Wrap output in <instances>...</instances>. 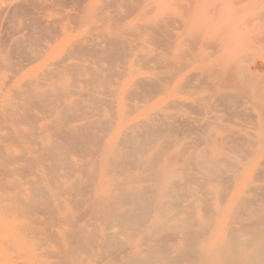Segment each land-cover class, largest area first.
<instances>
[{
  "label": "bare ground",
  "instance_id": "obj_1",
  "mask_svg": "<svg viewBox=\"0 0 264 264\" xmlns=\"http://www.w3.org/2000/svg\"><path fill=\"white\" fill-rule=\"evenodd\" d=\"M1 1L2 25L16 17L29 22L12 31L4 24L6 36L0 32V60L27 69L2 111L10 126H28L1 137L13 148L27 146L18 145L16 156L0 149V186L9 192L21 178L4 177L14 173L28 180L22 175L26 189L11 194L12 207L0 212V234L8 232V211L25 218L17 232L43 249V264H264V0L208 1L207 10L202 0H172L152 13L137 9L141 0ZM52 15L69 20L67 31L73 23L89 34L65 38ZM104 20L109 28L101 32ZM191 23L197 25L189 31ZM19 28L39 31L13 39ZM39 38L63 56L41 61L34 75L30 65L40 56L24 46ZM143 43L164 54L142 55ZM71 59L79 64L64 63ZM106 92L125 117L113 116ZM130 98L138 101L133 109ZM179 107L181 114H167ZM218 115H227L226 123L246 117L241 123L249 127H241L243 135L232 124L222 130ZM239 141L247 150L239 151ZM207 143L219 150L200 148Z\"/></svg>",
  "mask_w": 264,
  "mask_h": 264
},
{
  "label": "rangeland",
  "instance_id": "obj_2",
  "mask_svg": "<svg viewBox=\"0 0 264 264\" xmlns=\"http://www.w3.org/2000/svg\"><path fill=\"white\" fill-rule=\"evenodd\" d=\"M3 1H5V0H3ZM151 1V2H150ZM178 1H180L181 3H185V2H189V0H176V4H178V5H180L179 3H177ZM190 1H192L191 3L193 4V0H190ZM195 1V0H194ZM203 1V4H204V9H208L209 7H211V6H208V5H210V2L211 1H213V2H219V3H221V2H225V3H229V2H232L233 0H219V1H217V0H202ZM208 1H210L209 2V4H208ZM237 1V0H236ZM239 1H241V0H239ZM1 0H0V8L2 9L3 7H1V5L2 6H4V8L3 9H6V5L7 4H5V2H2L3 4H5V5H3V4H1ZM171 2H173L172 0H141V5H139L140 4V1H139V4H138V6L139 7H137V9H139V11H142V10H145L146 8H147V10L148 9H151V13L152 12H154V11H156L157 10V8L158 7H160V8H162L163 10H167L168 8H170V7H172V6H174L175 5V3H172V5H170L171 4ZM175 2V1H174ZM242 2V4H244L245 3V1H241ZM7 3V2H6ZM148 3H150L149 5H148ZM155 4V5H154ZM213 4V3H212ZM211 4V5H212ZM152 5H154V7H153V10H152ZM190 5V4H189ZM239 5H241V4H239ZM145 6V7H144ZM177 6V5H176ZM207 6V7H206ZM141 7V8H140ZM145 9H144V8ZM151 7V8H150ZM190 7H192V5H190ZM234 7H238V5H234ZM1 9H0V11H1ZM61 10H63V11H65V12H69L70 10L68 9V8H61ZM112 10V9H111ZM210 10V9H209ZM213 11H214V9H212ZM110 11V9H108L107 11H104V12H106V13H108ZM113 11V10H112ZM111 11V12H112ZM150 11V10H149ZM213 11H211V13L212 14H210V16H211V18H213L214 16H213V13H215V12H213ZM2 12V11H1ZM0 12V13H1ZM36 12L37 11H34V14H36ZM150 13V14H151ZM33 14V15H34ZM53 14V13H52ZM201 14L203 15V17L207 14L208 16L207 17H209V11H205V10H203L202 12H201ZM202 15H200V16H202ZM214 15H216V13L214 14ZM35 16H38L37 14L36 15H34V17ZM54 16L56 17V14H54ZM54 16L52 15L51 16V18L52 19H55L54 18ZM198 17H199V15H198ZM37 18H39V17H37ZM51 18H49L48 19V22L50 21V20H52ZM178 18H182V15L180 14L179 16H178ZM195 19H197V18H195ZM0 20H2V15L0 14ZM12 21H10V20H8L7 19V22L9 23V24H7L6 22L4 23V24H7V25H10L11 26V23H12V28L10 29L7 25V27L6 28H9V30L10 31H12L13 30V28H14V26L13 25H15V27H16V24H17V27H18V25H21L22 23H25V24H28V20H25V19H23L24 21H22L21 19H20V17H16V18H14V21H13V19H11ZM20 21H22V23L20 22ZM57 20L55 19V22H56ZM69 21V20H68ZM68 21H67V19H66V21L65 20H59V21H57L56 23H58L57 25H54L55 24V22H54V20H52V22H54V23H52L51 22V24H53L55 27L57 26V28L55 29V31H58L59 29V31L60 32H63L64 34H65V38H68V39H70V40H75V39H79V38H83V37H85V36H87L88 34H87V31H88V28H86V27H83V26H78V24H77V26H72L73 25V23H71V19H70V22H69V24H70V28H69V30L67 31V29H68V27L66 26V22L68 23ZM104 21L106 22V24L104 23ZM103 21V23H101L100 21H98V23H99V25H101L100 26V30H101V32H106L107 30H108V22L109 21H106V20H104ZM17 22V23H16ZM48 23V22H46V21H42V20H40L39 19V22L38 23H40V24H42V23ZM2 22L0 21V24H1ZM20 23V24H19ZM3 24V25H4ZM50 24V23H49ZM69 24H67V25H69ZM2 25V24H1ZM0 25V28L1 27H3V28H1V30H0V32L2 33L3 31V29H5L6 30V28H4V26L2 25L1 26ZM75 25V24H74ZM82 25V24H81ZM195 25H197V23H191L190 24V29H189V31L190 30H192V29H194L196 26ZM66 26V27H65ZM71 26L74 28H72L73 29V31H72V29H71ZM54 27V28H55ZM67 28V29H66ZM18 29V28H17ZM17 29H14L15 30V32H16V30ZM99 29H97V32L96 31H94L93 33L94 34H97L98 32H100L99 31ZM214 29V28H213ZM5 30H4V33H5ZM9 30H7L6 32H8ZM35 31V32H37V31H39V29L37 30H35L34 28H30V31L32 32V31ZM49 30H54L53 28L52 29H49ZM19 31H20V28H19ZM18 30H17V34L15 33L14 34V36L12 37L13 39H19V38H26L25 36H23V35H25L26 34V32H27V34H29L30 33V31L28 30H25V29H22L21 28V31L19 32ZM86 31V32H85ZM209 31V30H208ZM14 32V31H13ZM85 32V33H84ZM203 32H207V29H204L203 30ZM0 33V35L2 36V34H4V33H2L1 34ZM25 33V34H24ZM209 33H211L210 31H209ZM5 36H6V34H4ZM3 35V37H5ZM34 35H36V34H34ZM34 35L32 36V37H34ZM38 35V34H37ZM37 35H36V38H38L37 37ZM16 36V37H15ZM35 38V37H34ZM40 40L39 41H41L40 43H39V41H36L35 43H33V44H31V45H29L28 47L31 49V50H28L29 48L27 47V44H25V46H24V48L27 50V52H28V55L30 54V55H35L36 57H37V54H38V56H40V57H38L37 58V60H39V61H35V62H33V64H31L30 65V67L33 69V71H32V74H36V75H38L42 70H41V68L39 67V64H40V62L41 61H46V59H48V60H50V59H52L53 61H56L55 60V58H57V57H61V56H63V51H61L60 49H57V50H51V49H48V47H49V43H47V40L46 39H41V38H39ZM128 39H130V40H133V37H128ZM38 44H43L42 46H43V48H42V46H38ZM144 44V46H143V48H144V52L142 51L141 53H142V55H144V53L146 54V56L147 57H149V56H154V53H155V55H162V54H160V53H163L161 50H159V49H157L156 50V48L154 47V46H152L150 43H143ZM38 46V47H37ZM33 48H34V51H33ZM36 48V49H35ZM46 51H45V50ZM145 49L147 50V49H149V50H147V52H148V54H147V52L145 51ZM41 50V51H40ZM168 52V55L170 54V51L168 50V49H166ZM43 51H45V52H43ZM197 51V50H196ZM196 51L195 52H193V54L195 53L196 54ZM24 52H26V51H24ZM38 52V53H37ZM41 52H43V56H42V53ZM35 53V54H34ZM45 53V54H44ZM166 53V52H165ZM166 53V54H167ZM164 54V53H163ZM15 56V55H14ZM76 57L75 58H80L79 56H77V55H75ZM16 57V56H15ZM17 58V57H16ZM81 59V58H80ZM79 59V60H80ZM85 59H89V60H85ZM85 59H81V63H83V64H86V65H92V63H95V61L93 60V59H90L89 57H87V58H85ZM5 60V59H4ZM4 60H0V65L2 64H6L7 62H8V64L6 65L7 66V69L9 70V68H10V73H8V71H7V69H6V66H4L5 67V69L6 70H1L0 71V113H2V115H1V117H2V119H5V120H7V121H5V120H2L4 123V126H5V124H7L6 126H7V128H4V129H6V130H4L3 129V124H2V122H1V124H0V127L1 126H3L1 129H0V141L4 138H6L8 135H6V131H8V130H10V131H12V132H14V131H17L18 132V129L20 130V129H22L23 131H27V125H19L18 124V126H17V124L14 126V125H12V126H10L11 125V123L9 122V117L11 118V116H10V114L9 113H4L3 114V111H2V109H3V107H5V106H7V104H9L10 102L9 101H11V102H13L14 100H13V91H15L17 88H18V85H19V82L22 80H25V81H27L26 80V75H24V77H22V75L23 74H26V70L27 69H24V70H21L20 69V67H16V66H14V65H12L13 63H14V61H13V63H11V65H9V63H10V61H4ZM9 60H11V59H9ZM12 60H14L13 59V56H12ZM75 59H71V60H64V63H66V64H74V63H76V64H79V62L76 60V61H74ZM84 60V61H83ZM18 61V64H19V59H17L16 60V62ZM86 61V62H85ZM5 62V63H4ZM58 62V61H57ZM54 63H56V62H54ZM91 63V64H90ZM17 64V63H16ZM15 64V65H16ZM18 64H17V66H18ZM150 64V63H149ZM148 64V65H149ZM152 64V63H151ZM104 65H106V64H104ZM9 66H11V67H9ZM107 66V65H106ZM1 68H4V67H2V66H0ZM9 67V68H8ZM0 68V69H1ZM15 70H14V69ZM13 71H12V70ZM17 70H19L18 71V74H17ZM7 72V73H5V72ZM16 72V73H14L13 75L11 74V73H13V72ZM141 72V75H143V76H146V71L145 70H143V71H140ZM13 76V79H12V77L11 76ZM8 76H9V78H8ZM11 78V79H10ZM64 79L66 78V79H70V77H68V76H66V77H63ZM8 79H10V81H8ZM58 79V78H57ZM6 81H8V83L6 82ZM6 82V83H5ZM161 84H165V83H161ZM3 89V90H2ZM14 89V90H13ZM99 90H101V92H102V88H99ZM12 91V92H11ZM104 92V91H103ZM102 92V93H103ZM105 93V92H104ZM107 93L108 92H106V96H107ZM113 93V94H112ZM111 94H112V96H115V94H114V92H110L108 95H110V97H111ZM104 95V94H103ZM12 96V97H11ZM105 95L104 96H102V98L103 97H105V98H107L108 97V99L107 100H110L111 101V105L113 104L112 103V99H114V101L113 102H115L113 105H112V107L113 108H111L110 110H111V113H114V117L116 118V119H120V116L122 117L123 115H124V117H125V114L121 111V109L119 108V106H118V102H116L117 101V98L116 97H114V98H110L109 99V96H107L106 97ZM11 97V98H10ZM104 98V99H105ZM116 98V99H115ZM174 98H175V100H177L179 103H180V101H189L190 100V98L188 97V96H180V95H174ZM131 100H132V102H131V100H127L126 101V105H130V109H133V106L138 102L137 101V99L136 100H134V98H130ZM131 102V103H130ZM131 105H132V108H131ZM23 109V108H22ZM21 108H20V110H18V112L19 113H23V110H22ZM113 109V110H112ZM130 109H129V111H130ZM178 109V110H177ZM176 110L177 111H175V109H171V112H170V110H168L167 111V114H169V115H173L175 112H177L178 113V111H179V114H181L180 113V110H182V108H177ZM15 110V109H14ZM34 111H33V113L34 114H37V110L36 109H33ZM103 110H105L106 111V109H104L103 108ZM109 110V111H110ZM115 110V111H114ZM173 110V111H172ZM21 111V112H20ZM114 111V112H113ZM182 112V111H181ZM175 115V114H174ZM4 116L6 117V118H4ZM218 116H220L221 117V121H219V122H217L218 124H221V122H222V124H223V121H224V125H222L221 124V128H222V126H230L231 124L233 125L232 126V128H234V131H237L236 133H237V135H243L242 133H244V132H242V133H240V129H242L243 127L242 126H244V128L243 129H245V127H249L248 126V124H245V122H243V123H241L242 121H244L243 120V118L244 117H241V119L239 118V117H232V118H234V119H232V121L230 120V118L228 119V123H226L227 122V118L228 117H226V116H224L225 118H226V120H223V115L221 116V115H218ZM251 116H255V117H253V120H255V122H256V120H258L257 119V116H256V114L254 113V112H252V115ZM131 117H132V115H130L126 120H130L131 119ZM224 118V119H225ZM238 118V119H237ZM246 118V117H245ZM244 118V119H245ZM255 118V119H254ZM241 121H240V120ZM247 119V118H246ZM0 120H1V118H0ZM239 120V121H238ZM226 121V122H225ZM229 121H231V123L229 124ZM234 122V123H233ZM10 124V125H9ZM235 124H238L237 126H239V128L238 127H236L235 126ZM5 126V127H6ZM11 127V129H8V128H10ZM220 127V126H219ZM242 127V128H241ZM17 129V130H14V129ZM232 128H230V129H232ZM8 129V130H7ZM223 129H227L228 130V127L227 128H222V130ZM238 129H239V131H238ZM242 129V130H243ZM4 130V131H3ZM22 130H20V131H22ZM248 130V128L246 129V130H244L245 132ZM217 132V134L218 133H220V132H218V131H220V130H218V128L217 129H212L211 130V134L212 133H214V134H212V135H216L215 133ZM249 131V134H250V132H251V130H248ZM253 131V130H252ZM239 132V133H238ZM8 134H9V132H8ZM251 134H254V131H253V133H251ZM4 135L6 136V137H4ZM1 137H2V139H1ZM193 136L191 135L190 136V138H188V139H186V140H183V141H181V142H179V144H183V143H187V142H190L191 141V138H192ZM7 140V139H6ZM6 140H4V141H6ZM3 141V140H2ZM1 141V142H2ZM3 141V142H4ZM0 142V143H1ZM242 141H239V143L240 144H242L241 143ZM7 143H10V141H8L7 140V142L6 143H2V148L0 147V149L2 150H4V151H6V152H11L12 154H14L13 156H16L19 152H20V150H18L19 148L21 149V148H23V147H25V146H27V145H23V143L22 144H18L19 146H21V147H18V145H17V143H14L16 146H15V148H13L14 146H13V144L12 145H10V149L9 148H6L7 147ZM7 144V145H6ZM208 145L206 146V145H204V147L203 146H201L200 148H202V149H205L208 153H211V152H213V149L216 151V150H219L218 148L216 149L215 147L212 149V147L213 146H211L209 143H207ZM244 144V143H243ZM242 144V147L239 149V151H243V150H247V145H246V143H245V146ZM1 145V144H0ZM6 145V146H5ZM9 145H8V147H9ZM258 145H260V144H258ZM12 146V147H11ZM16 147H18V149L16 148ZM208 147H209V149H208ZM208 150H207V149ZM242 148H245V149H242ZM10 151H9V150ZM210 150H212V151H210ZM214 151V152H215ZM22 163L21 162H17L16 163V165H21ZM2 167H5V166H3V165H1ZM6 167H8V169L10 170V169H13L14 167L11 165V166H6ZM28 174V173H27ZM12 176L11 177H7L8 179H6V177H4V183H7V182H11L12 181V179H14V181H15V179L17 180V179H19V178H21V179H19V181L17 180V181H12V182H14V183H16L17 182V184L16 185H14V186H12V187H14V189L12 188H10V187H7L8 188V190H6V192L7 191H9V192H7V193H5V185H1L0 186V188L1 187H4V191H2L1 192V190L3 189H1L0 190V212L1 213H3V211H5L6 209L8 210H10V208L12 207V205L9 203V200L11 199V194L12 195H14L15 193L17 194V193H19L20 192V190L22 189L23 190V188H25L26 189V185L24 184L25 183V180L27 181L28 180V177H24V176H26L24 173L23 174H21V177H20V175L19 174H17V173H14V174H11ZM17 175V176H16ZM22 175H23V177H22ZM15 176H16V178H15ZM28 176V175H27ZM19 177V178H18ZM22 178L23 179H25V180H23L22 181ZM13 183V184H14ZM21 183H22V186H21ZM24 184V185H23ZM20 186V187H19ZM17 187H19V191H18V188ZM11 189V191H10V189ZM16 189V190H15ZM22 192V191H21ZM5 194V195H4ZM3 196V197H2ZM7 196V197H6ZM3 201V202H2ZM3 208V209H2ZM6 208V209H5ZM1 209H2V211H1ZM8 213H9V215H8V219L6 220V222H8V232L7 233H5V234H0V264H43V263H38L39 262V253L43 250V249H38V247L37 246H33V244H35L36 243V241L34 240V239H31V240H27V239H25V237L22 235V233L21 232H17V228L19 227V226H21L22 224H24V223H26V221H25V218H22V217H17V215L15 214V213H13V212H10V211H8ZM1 218V217H0ZM23 220H22V219ZM5 222V221H4ZM3 224V223H2ZM17 224V225H16ZM14 227V228H13ZM7 239V240H6ZM5 240V242H3ZM8 245H9V248H8ZM6 248H8V249H6ZM35 249V250H34ZM20 254H21V256H20ZM19 256V257H18ZM12 257V258H11ZM15 257V258H14ZM35 257H37V258H35ZM24 262V263H23Z\"/></svg>",
  "mask_w": 264,
  "mask_h": 264
}]
</instances>
